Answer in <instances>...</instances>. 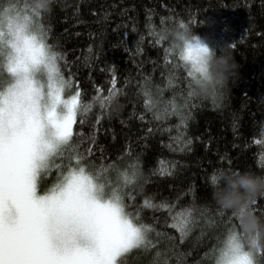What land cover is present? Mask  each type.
<instances>
[{"label":"trees","instance_id":"trees-1","mask_svg":"<svg viewBox=\"0 0 264 264\" xmlns=\"http://www.w3.org/2000/svg\"><path fill=\"white\" fill-rule=\"evenodd\" d=\"M4 9L29 16L39 37L43 24L46 49L59 53L61 75L81 94L72 139L38 172L39 194L83 168L101 195L119 196L124 214L152 229L151 243L124 264H214L226 234L247 244L244 214L224 203L228 178H264V0H54L44 15L30 0H5ZM179 21L218 55L227 45L237 69L222 105L190 96L186 70L167 41L156 43L160 28ZM113 79L117 95L103 101ZM132 166L138 174L126 183ZM252 209L264 224V195ZM185 212L190 230L182 235L172 225Z\"/></svg>","mask_w":264,"mask_h":264},{"label":"snow or ice","instance_id":"snow-or-ice-1","mask_svg":"<svg viewBox=\"0 0 264 264\" xmlns=\"http://www.w3.org/2000/svg\"><path fill=\"white\" fill-rule=\"evenodd\" d=\"M4 2L0 0V9H3ZM30 22V17L25 15L21 23L19 13L15 18L9 17L8 34L12 39L8 45L14 55H10L7 70L17 74L25 59H31L34 64L45 62L50 73V96L63 104L64 111L63 114L50 112L48 125L41 124L38 119L40 94L33 88L30 99L36 106L37 118L29 121L26 128H21L18 119L15 123H6V117L13 115L11 109L16 93L12 90L7 95L0 93V205L10 200L16 208L15 215L11 211L7 216L0 212V264H124L122 258L126 254L151 243L148 233L152 229L145 224H135L124 216L119 196L103 202L98 199L95 185L84 175L83 168L78 173L73 170L49 194H36L37 159L44 161L61 145L68 144L82 105L80 92L69 99H62L64 90L70 87V82L61 75L59 61L62 57L47 55L44 43L46 29L42 24L40 37L29 35ZM163 22L164 18H161ZM3 35V31H0V42ZM161 41L159 39L156 43ZM23 71L28 73L27 66L23 67ZM115 83L113 79L112 89L108 96L103 97V101L110 102L117 95ZM146 104L150 106L151 100ZM83 107L87 111L90 106ZM46 127L51 128V139L48 140L44 138ZM79 162L78 159L76 163ZM132 169L131 176L125 173L126 183H132L138 174L135 166ZM144 205L155 207L148 200ZM190 215V212L181 213L179 224L172 225L182 235L190 230ZM240 247L241 244L234 237L231 251L238 253Z\"/></svg>","mask_w":264,"mask_h":264},{"label":"clouds","instance_id":"clouds-1","mask_svg":"<svg viewBox=\"0 0 264 264\" xmlns=\"http://www.w3.org/2000/svg\"><path fill=\"white\" fill-rule=\"evenodd\" d=\"M42 15L51 13L54 0H30ZM158 39L167 41L170 51L178 59L179 65L191 73L189 76L190 92L192 97L210 106L222 105L230 92L229 82L236 74L234 59L225 53L227 45L220 46V54L216 47L208 42L190 27L188 23L179 21L173 26H164L156 33ZM50 55L59 56L56 51L46 49ZM156 105H154L155 107ZM166 105L159 106L163 111ZM227 201L225 207L234 210H243L244 231L252 233L247 244H242L232 233L225 238L217 248L214 264H257L258 255L264 254V224L254 214L252 205L256 198L264 195V178L244 176L235 179L228 178ZM243 189V194L240 193ZM241 244L240 251L234 253L233 238Z\"/></svg>","mask_w":264,"mask_h":264},{"label":"rangeland","instance_id":"rangeland-1","mask_svg":"<svg viewBox=\"0 0 264 264\" xmlns=\"http://www.w3.org/2000/svg\"><path fill=\"white\" fill-rule=\"evenodd\" d=\"M16 15L17 12H0V31H3L4 33L3 40L2 42H0V80H7L6 85L0 90V93H4L7 95L9 93V90H12L16 93L15 104L14 107L11 109L13 115L6 117V123L8 121L15 123L16 119H18L20 122V127L26 128L28 126L29 121L37 118L36 106L32 103V100L30 99L32 95V89L34 88L40 94L38 105V119L41 124L48 125L49 113L55 111L57 114H63L64 106L63 104L56 102L54 98L50 96L51 81L47 64L45 62L34 64L31 59H25L24 65L21 66V70L17 74L14 75L7 70L10 55H14L12 53V49L8 45V41L12 39V37L8 34V22L9 17L15 18ZM30 21L31 22L28 25V34L39 37L37 24L34 23L32 20ZM20 22H23V17L21 15ZM46 52L47 55L50 56L49 52ZM24 66H27V68L29 69L27 74H25L23 71ZM25 75H27V79H25ZM72 86L73 85H70V87L64 90L62 94V99H69L72 95L76 94L77 90H75ZM9 99L11 100L12 98L9 97ZM50 131V127L45 128L44 138L46 140L51 139V137L49 136ZM50 156L51 154L48 155L47 159L44 161H40L39 159H37L36 161L37 165H39V167H37V174L35 177V188L37 196L47 195L52 190L51 189L43 194H39L37 192L38 172L41 170V168L44 167ZM75 171L77 173L79 172V170ZM71 172H68L65 177L69 176ZM84 175L90 178L92 183L95 185V195L98 199H100L102 202L113 200L101 195L92 178L86 172H84ZM65 177L59 184H62L64 182ZM9 211H11L13 215L16 214V208L12 204V202L10 200H5L3 204L0 205V212H2L4 216H7ZM123 215L126 216L124 212Z\"/></svg>","mask_w":264,"mask_h":264},{"label":"bare ground","instance_id":"bare-ground-1","mask_svg":"<svg viewBox=\"0 0 264 264\" xmlns=\"http://www.w3.org/2000/svg\"><path fill=\"white\" fill-rule=\"evenodd\" d=\"M189 83V82H188ZM186 86H187V83H186ZM188 86H189V84H188ZM187 86V87H188ZM212 176H214V174L212 175ZM194 216H197V212L196 211H194ZM244 213H243V210H239V215H243ZM249 235V234H248ZM247 237V236H246ZM250 239H251V236H250ZM247 240H249V238L247 237Z\"/></svg>","mask_w":264,"mask_h":264}]
</instances>
